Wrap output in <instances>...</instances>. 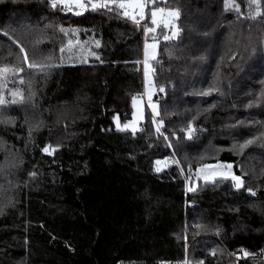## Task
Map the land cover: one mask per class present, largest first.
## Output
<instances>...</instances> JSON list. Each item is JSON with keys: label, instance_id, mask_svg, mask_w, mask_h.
Here are the masks:
<instances>
[{"label": "trees", "instance_id": "obj_1", "mask_svg": "<svg viewBox=\"0 0 264 264\" xmlns=\"http://www.w3.org/2000/svg\"><path fill=\"white\" fill-rule=\"evenodd\" d=\"M237 2L245 16L256 11ZM168 3L182 9V32L156 50L166 93L150 90L161 107V131L179 144L180 164L170 160L157 172L155 161L173 149L150 122L137 63L143 28L103 10L75 15L54 10L49 0H0V33L22 35L28 44L41 40L40 51L58 57L72 38L58 27L77 28L74 39L100 57L66 52L62 66L35 77L31 101L5 110L15 123H0V264H232L229 251L239 245L258 257L264 251V146L232 150L264 132V17L238 18L224 11L223 0ZM0 44V67H19L18 48L3 35ZM201 55L205 60L197 61ZM18 79L10 77L8 87L28 96L27 84L13 83ZM212 85L220 90L201 95ZM143 95L145 131H117L114 118L130 120L132 97ZM175 99L178 104L165 106ZM252 101L260 106L246 107ZM189 120L203 129L193 140L180 131ZM240 121L245 126L230 127ZM47 145L57 150L46 154ZM217 161L233 164L256 195L231 181L195 179L197 166ZM240 264H264V258Z\"/></svg>", "mask_w": 264, "mask_h": 264}, {"label": "snow or ice", "instance_id": "obj_2", "mask_svg": "<svg viewBox=\"0 0 264 264\" xmlns=\"http://www.w3.org/2000/svg\"><path fill=\"white\" fill-rule=\"evenodd\" d=\"M51 7L54 10H60L65 12H73L75 15H82L84 11H106L112 12L116 16L128 20L138 28H143L144 35L146 37L144 47H143V61H137V63H143L144 65V76L146 81L151 87L156 88L158 93H166L167 87L159 83V77L156 74V66L160 65V60L157 58V48L161 41L167 42L174 39H179L182 29L177 24L182 16V9L180 7H171L168 0H49ZM224 11L235 12L237 17H243L246 19H260L264 17V0H244L250 7L254 8L256 11L244 15L241 10V5L237 0H223ZM163 5V6H160ZM147 21V23H142ZM47 27H52L48 25ZM158 29L160 34L157 35ZM65 37H72L67 39L66 43L59 48V56L57 57L51 52L45 53L40 51L39 45L43 43L41 40H36L31 44L26 43V38L22 35H17L14 32H3L0 35L6 37L11 44L18 48V53L14 55V60L19 63V67L14 65H5L0 67V123L3 124H14L15 120L12 118H6L5 110L11 106L23 105L28 103L33 99L35 93L31 91V86L34 82L35 77H47L51 74L53 68L60 67L63 65L64 54L68 52L73 53L77 49L80 50L81 55L85 50H87L88 55L95 56L97 60L100 59L99 55L91 51V49L85 48V42H81L78 39H74L80 33V29L77 28H65L59 26L57 29ZM153 42L148 43V39ZM95 47L99 48L100 41H94ZM0 47H3L0 44ZM149 49L152 51L150 52ZM8 55L13 56L11 49L8 50ZM69 58H71L69 56ZM235 59V57H231ZM57 60L59 62H57ZM197 61H204L205 56L201 55L196 57ZM83 62H87L86 58ZM154 62V63H153ZM161 71L163 68L161 67ZM23 72H30L32 78L25 80L20 76ZM151 73V77H150ZM10 77H19L18 81H13V83L23 85H28L29 95L25 96V89L20 87L9 88L8 83ZM264 84V81H261ZM220 89L216 85H212L206 92H202L201 95H211L213 92H218ZM145 95H147L148 108L151 112V124L154 127L155 133L163 136L166 141V146L173 149L171 157L164 158L163 160L155 161L156 171L160 172L162 170V165L164 167L168 166L169 161L179 165L180 161L176 160L175 157L180 151L179 144H173L172 138L170 136H165L161 131L164 128V119L162 116L161 107L159 101H154L153 93L150 88L146 87ZM260 98L264 99V91H261ZM143 101V96H133L132 104L136 111L133 113V118L130 122L123 125L120 124L119 116L115 117L116 130L117 131H130L133 136L137 132H144L145 129L141 126V122L144 120L143 111L137 108L138 102ZM260 104L257 101L249 102L246 107H258ZM215 107V105H213ZM169 113L165 110L163 115H168ZM259 123V122H253ZM245 126L244 121H240L237 124H233L230 127ZM180 131L185 134L186 139L193 140L196 138L198 131H203V129H198L194 126V120H189L184 127L180 128ZM31 134V130H30ZM174 135V134H173ZM254 144H260L264 146V132H261L259 136H254L251 139L244 140L243 143H238L233 145V151L238 154H242L245 149L249 148ZM57 149L52 145L45 146L42 151L46 154H53ZM219 150H217L218 152ZM204 157H201L203 160ZM233 164H224L217 161L215 164H201L195 174V179L197 181L203 180L205 183L216 184L217 182L231 181L232 186L237 190L245 189L250 195L255 196L256 191L251 187L245 186V181L243 179V173L241 175H236L233 171ZM184 169L181 168L183 173ZM31 176H35V173H30ZM192 182L193 177L189 176L187 178ZM197 190L196 186H189L187 191L195 192ZM218 234V233H217ZM217 250H213L211 255L215 256ZM237 261L240 259H252L255 257L248 251L240 249L239 253H232ZM260 256H264V251L258 253ZM182 264H190V262L185 259ZM195 264H204L203 261H197Z\"/></svg>", "mask_w": 264, "mask_h": 264}, {"label": "rangeland", "instance_id": "obj_3", "mask_svg": "<svg viewBox=\"0 0 264 264\" xmlns=\"http://www.w3.org/2000/svg\"><path fill=\"white\" fill-rule=\"evenodd\" d=\"M151 43H152V42H151ZM151 43H149V44H151ZM149 51L151 52L152 50L149 49ZM142 61H143V56H142ZM142 68H143V76H144V65H143V63H142ZM150 76H151V73H150ZM144 81H145L146 87H147V88H150L151 90H153V88L151 87V85H149L148 82L146 81L145 76H144ZM169 86L171 87L172 84L170 83ZM179 96L181 97V95L177 94V97H179ZM143 97H145V95H143ZM143 99H144V98H143ZM170 103H171V104H178V102H177L176 99H175L174 101H170L169 103H167L165 106H166V107H169ZM141 105H142L141 102H138V104H137V108L141 109ZM141 110H142V109H141ZM135 111H136V109L133 108V113H134ZM133 113H132V117H131L130 120H127V121H125V122H121L120 124L123 125V124H125V123L130 122V121L132 120V118H133ZM218 162H220V161H218ZM215 163H217V162H210V163H207V164H215ZM220 163L229 164L230 162H220ZM230 164H231V163H230ZM198 167H199V166H197V168H198ZM232 171H233V169H232ZM236 175H237V174H236Z\"/></svg>", "mask_w": 264, "mask_h": 264}, {"label": "built area", "instance_id": "obj_4", "mask_svg": "<svg viewBox=\"0 0 264 264\" xmlns=\"http://www.w3.org/2000/svg\"><path fill=\"white\" fill-rule=\"evenodd\" d=\"M240 249H244V250H246L245 249V247L243 246V245H239V246H237L234 250H231V251H229V254H230V256L232 257V259H233V261H232V264H240L241 263V261H244V260H246V259H240L239 261H237L236 260V258L233 256V255H231L232 253H239V250ZM247 251V250H246ZM254 256V255H253ZM255 258H264V256H254Z\"/></svg>", "mask_w": 264, "mask_h": 264}]
</instances>
